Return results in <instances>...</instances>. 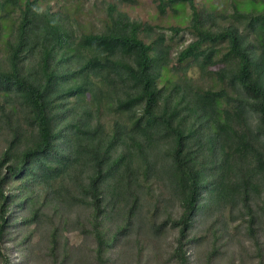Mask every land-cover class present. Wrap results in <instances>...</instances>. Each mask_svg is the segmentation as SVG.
Instances as JSON below:
<instances>
[{
  "label": "trees",
  "instance_id": "obj_1",
  "mask_svg": "<svg viewBox=\"0 0 264 264\" xmlns=\"http://www.w3.org/2000/svg\"><path fill=\"white\" fill-rule=\"evenodd\" d=\"M156 2L188 27L121 12L137 0H0V264L37 233L50 264H115L144 226L175 231V264H233L238 235L264 264V0Z\"/></svg>",
  "mask_w": 264,
  "mask_h": 264
},
{
  "label": "rangeland",
  "instance_id": "obj_2",
  "mask_svg": "<svg viewBox=\"0 0 264 264\" xmlns=\"http://www.w3.org/2000/svg\"><path fill=\"white\" fill-rule=\"evenodd\" d=\"M138 4L129 6L125 5L120 8L121 12H125L129 14L131 17L135 19H140L144 22H148L153 26H160L165 29H169L170 27H180V28H187L191 18V9L189 6H183L178 9V13H174L173 11H168L166 14H162L158 8V2L156 0H137ZM198 6L207 12L211 11H218L219 13H229L233 10L234 5L236 4L242 10H248L251 8V0H196ZM235 3V4H234ZM90 17V16H88ZM103 16H101L102 18ZM90 20V19H89ZM97 20V19H96ZM12 21L6 20L4 21V25L6 28L11 24ZM101 26V19L99 20L98 27ZM172 35L171 33H168ZM186 40L189 41L191 39L188 33H184ZM177 39V38H176ZM177 47L176 52H178L179 48H184L186 44H178L175 40V44ZM177 55V54H174ZM191 74L193 73L190 72ZM195 74V72H194ZM164 77H167L170 80L176 79V74L172 71H167L164 73ZM140 234L138 235L137 240L134 239L127 247L124 248V251L120 258L117 259L115 264H175L172 261L171 255L173 252L172 245L175 241V231L171 230L170 228L165 230L163 233L156 235L153 234L152 229L149 226H144L140 230ZM238 239L235 238V241L230 243L228 247V252L231 253L233 248H237L236 257L233 259V264H258V260L254 258L255 256L253 253L252 248L246 244L245 247H240L238 245V240H241L240 235H238ZM40 234L37 233V236L33 240V244L37 248L35 252H33L32 260H26L25 256L28 254H21L17 253L16 248H12L10 251L13 264H50L47 259L43 260L44 250L41 245L42 242L39 240ZM70 243L76 247L82 246L85 247L86 250L88 247H92L91 243L84 239V237L76 232L69 234ZM211 240V237L210 239ZM41 242V243H40ZM237 244V246H236ZM224 252L226 248L220 249ZM206 251L205 246H200L197 252L199 254H204ZM88 253V250H87ZM194 250L191 251V255L194 256ZM241 253V254H240ZM230 255L227 254L223 255V261L221 264H231L229 262ZM241 256L243 260L241 261ZM216 260V259H214ZM73 262V261H72ZM52 264V263H51ZM70 264H97L95 262L90 261H82V262H75Z\"/></svg>",
  "mask_w": 264,
  "mask_h": 264
}]
</instances>
